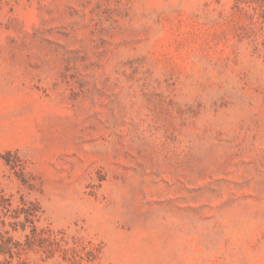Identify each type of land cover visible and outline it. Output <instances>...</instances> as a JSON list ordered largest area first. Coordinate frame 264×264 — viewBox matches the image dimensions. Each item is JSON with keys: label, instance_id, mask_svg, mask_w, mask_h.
I'll return each instance as SVG.
<instances>
[{"label": "rangeland", "instance_id": "rangeland-1", "mask_svg": "<svg viewBox=\"0 0 264 264\" xmlns=\"http://www.w3.org/2000/svg\"><path fill=\"white\" fill-rule=\"evenodd\" d=\"M0 264H264V0H0Z\"/></svg>", "mask_w": 264, "mask_h": 264}]
</instances>
